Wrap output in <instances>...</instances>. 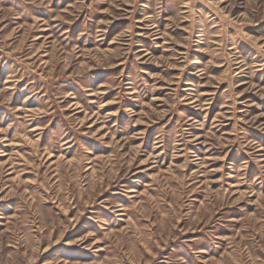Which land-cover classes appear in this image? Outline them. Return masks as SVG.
Instances as JSON below:
<instances>
[{
	"label": "rangeland",
	"instance_id": "rangeland-1",
	"mask_svg": "<svg viewBox=\"0 0 264 264\" xmlns=\"http://www.w3.org/2000/svg\"><path fill=\"white\" fill-rule=\"evenodd\" d=\"M0 264H264V0H0Z\"/></svg>",
	"mask_w": 264,
	"mask_h": 264
}]
</instances>
